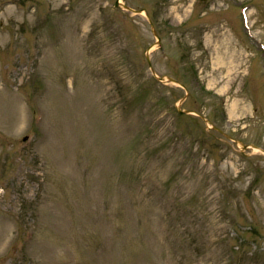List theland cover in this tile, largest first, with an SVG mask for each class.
Masks as SVG:
<instances>
[{"label":"rangeland","instance_id":"obj_1","mask_svg":"<svg viewBox=\"0 0 264 264\" xmlns=\"http://www.w3.org/2000/svg\"><path fill=\"white\" fill-rule=\"evenodd\" d=\"M115 1L0 0V264H264V0Z\"/></svg>","mask_w":264,"mask_h":264},{"label":"bare ground","instance_id":"obj_2","mask_svg":"<svg viewBox=\"0 0 264 264\" xmlns=\"http://www.w3.org/2000/svg\"><path fill=\"white\" fill-rule=\"evenodd\" d=\"M237 105H239V104H237ZM80 124H82V121H80ZM77 123H76V125H75V130H74V128H72V126H71V129H68V131H66V133H65V138H66V140L68 141L72 136H75V132L74 131H77L79 128L77 127ZM66 141V142H67Z\"/></svg>","mask_w":264,"mask_h":264},{"label":"flooded vegetation","instance_id":"obj_3","mask_svg":"<svg viewBox=\"0 0 264 264\" xmlns=\"http://www.w3.org/2000/svg\"><path fill=\"white\" fill-rule=\"evenodd\" d=\"M116 1H117V0H116ZM116 1H115V2H116ZM115 5H116V4H115ZM115 7H116V6H115ZM175 30H176V31H175ZM177 30H180V29H179V28H175L174 30H167L166 32L169 33L170 35H171V34H174V33H177V32L180 33V32L177 31ZM162 43H163V42H162Z\"/></svg>","mask_w":264,"mask_h":264},{"label":"water","instance_id":"obj_4","mask_svg":"<svg viewBox=\"0 0 264 264\" xmlns=\"http://www.w3.org/2000/svg\"><path fill=\"white\" fill-rule=\"evenodd\" d=\"M202 1H207V0H202ZM161 81H164V79L163 78H159ZM170 82H174V83H176V81L174 80V79H172V78H170V79H168ZM180 112H182V111H180Z\"/></svg>","mask_w":264,"mask_h":264}]
</instances>
